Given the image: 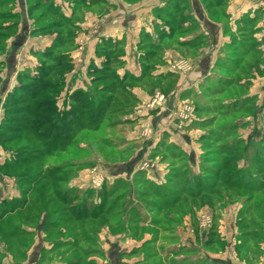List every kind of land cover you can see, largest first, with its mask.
<instances>
[{"label": "rangeland", "instance_id": "1", "mask_svg": "<svg viewBox=\"0 0 264 264\" xmlns=\"http://www.w3.org/2000/svg\"><path fill=\"white\" fill-rule=\"evenodd\" d=\"M1 1L0 15L21 6V0L14 6L13 0ZM173 1L163 11L170 16L181 7ZM257 1L255 16L264 24V0ZM27 2L29 12L30 3L38 5L32 27L44 30L29 34L21 26L17 34L0 35V90L5 80L16 79L11 90L19 84L14 65L28 73L27 83L41 80V64L62 58L72 66L49 102L57 107H39L29 120L18 118L23 110L7 112L9 92H0V172L14 178L25 172L28 178L17 185L0 174V187L9 189L0 195L6 199L0 207V264H13L12 257L22 264H264V78L257 86L251 76H264L261 55L249 56L238 70L217 68L209 83L182 90L188 89L183 96L189 100L174 102L172 83L118 74L124 50L110 36L96 35L109 26L111 0H72L73 21L49 0ZM205 3L218 16L230 1ZM24 19L0 24L21 25ZM241 20L238 29H253L249 16ZM58 34L62 42L56 44ZM107 59L99 73L107 79L98 85L114 86L115 96L101 111L90 71ZM82 70L86 77L82 73L77 84L69 76ZM77 89L91 93L89 109L74 106ZM169 124L178 127L162 128ZM4 160L13 167H4ZM158 172L163 178L155 177ZM29 177L39 180L33 191L26 188ZM18 190L21 198L14 196Z\"/></svg>", "mask_w": 264, "mask_h": 264}, {"label": "crops", "instance_id": "2", "mask_svg": "<svg viewBox=\"0 0 264 264\" xmlns=\"http://www.w3.org/2000/svg\"><path fill=\"white\" fill-rule=\"evenodd\" d=\"M3 1L5 0L1 2ZM15 1L18 0H13L12 6L16 5ZM119 1L111 0L114 8L109 10L108 15H106L109 18V26L102 31L103 33L98 31L96 35H108L109 38L123 48L124 56L121 66L117 70L118 74L121 76L131 74L130 76L138 78L136 82H143L148 78L170 82L174 85L171 93L176 92L174 98H172L174 102H182L183 99L180 96L188 98L183 96L188 89L182 91L187 86L191 89L194 84H200L202 81L209 83L219 67L223 68V71L230 68L238 70L248 63L249 56L253 54H260V61L264 62V24L255 16L258 6L254 4L258 2L257 0H228L230 1L229 4H223L227 6L225 14L218 16L208 12V7L205 5L206 0H185L187 2L183 1L181 3L178 2L180 0L173 1L174 3L172 2L171 5L180 4L181 6L179 9L177 8L176 12H173L175 16L163 12L170 4L169 0H137L133 2L125 0L122 3ZM49 3H53L55 7H60L61 12L72 18V20L75 19V7L73 6L72 11L71 6L72 0H49ZM32 4L34 3H30V5ZM26 5L29 6L27 0H21V8L15 7V10L11 12L14 14L19 13L17 18H20V16L23 19L25 18L24 23L17 24L11 35L17 34L21 30V26L23 32L26 31L29 34H33V31L38 29V27H32V14ZM22 7L24 12L21 14ZM66 11L70 12L67 13ZM247 16L250 17L249 22L253 29H238V25L244 24L241 19ZM26 19L30 21L29 27H27ZM84 24L80 23L81 26ZM83 29L86 30L87 27L84 26ZM91 30L89 29L88 32ZM88 51L91 55L94 51V42L93 48L91 42V48ZM156 53H158L157 56ZM148 54L151 55V59H155V57H160V59L149 61L146 58ZM152 64H155L153 71L147 73L146 67ZM261 66L264 68V63ZM15 67L16 65L12 70L13 74L18 75V70L15 71ZM82 73L86 77L84 70L78 72L77 75L73 73L69 77L73 79L76 77V83L79 84L78 82H83ZM255 73L256 75H251L252 80L259 86L264 76L259 77L258 72ZM223 74L221 73L222 78L223 76L227 79L234 78ZM78 76L81 78L79 81ZM242 81H246V79ZM13 84L5 80L4 88L2 87L3 90H0V92H10V88L16 85ZM133 91L138 96H142L141 91ZM255 94H257V91H255ZM186 100H189V98ZM147 118L149 119V117ZM170 126V124L168 127L164 125L162 128L171 130L169 129ZM172 126L174 130L178 127L176 125ZM173 129L171 132L174 131ZM157 130L160 131V129ZM5 162L4 160L2 164L4 165ZM0 174L2 180L3 177L7 176L15 179L18 185L17 178L10 177L3 172H0ZM146 174L151 176L149 172H146ZM154 175L160 179L163 178L164 174L158 172ZM26 188L29 189V187ZM7 190L9 191V189L0 187V195L7 194ZM14 196L21 198L22 195L19 191ZM5 200L3 197L0 199V207L4 205ZM11 261L13 264H22L20 261H14L13 257ZM2 263L5 264V260Z\"/></svg>", "mask_w": 264, "mask_h": 264}, {"label": "trees", "instance_id": "3", "mask_svg": "<svg viewBox=\"0 0 264 264\" xmlns=\"http://www.w3.org/2000/svg\"><path fill=\"white\" fill-rule=\"evenodd\" d=\"M37 3H34L32 5H30V13L37 7ZM50 6L52 7V4H50ZM11 14V15H9ZM63 15V14H62ZM66 19H68L69 21H73L72 18H69L68 16L66 15H63ZM17 18L18 17V14H14V13H2L0 15V21H3L5 20L6 18ZM18 22L17 21H14L13 23H11L10 25H7L5 26L4 24L1 25L0 24V35H11L15 30L16 26H17ZM55 24H58V23H55ZM43 27V26H41ZM41 27H38L39 30H44L43 28ZM107 42H110L111 39H105ZM55 42L56 44H59L62 42V36H60L58 34V36L55 38ZM121 50H123L122 47H120ZM45 55L49 54V51H45ZM48 52V53H47ZM66 57V56H65ZM108 59L102 63V67H99V66H95L94 69L92 71H90V74H95L94 77H93V82L96 83L97 85L96 86V94L97 96L99 97V105H100V110L101 111H104L105 109L103 108H106V102L107 101H113L114 99V96H115V92H114V86L110 85V84H103L101 85H98V83H100V81L104 80V79H107V78H104L103 75H99L100 71L102 70L101 68H106L108 65ZM44 66H46V70L44 72V74L41 76V80L39 78L38 81H33L31 83H27L24 79L25 76H27L26 74L28 73H18L17 75V79H18V82L19 84L16 86V88L12 89L8 94H9V97L7 98V102H8V107H6L7 109V112L10 110V109H13V111H18V110H23V113H24V117H18V116H21V115H15V117L17 116L18 118H27L29 120V115L30 113H34V112H37L39 110V107H40V110H46V111H50L52 109H55L57 106L54 105V103H49L50 101L52 102L53 100H56L55 99V96L57 95V90L58 89H61V86L63 85V76L65 75V73L67 72L66 70H70L71 66H72V63H71V60H67L66 59H59V60H56L52 63H49V64H41L40 65V69L43 68ZM66 71V72H64ZM92 72V73H91ZM54 74L51 75V74ZM105 76V75H104ZM129 76V75H127ZM127 76H124L123 78L127 77ZM105 77H108V76H105ZM132 77V76H131ZM51 78V79H49ZM119 78V77H118ZM138 80L137 77H132V81H136ZM122 85V84H121ZM42 93V94H41ZM94 93V92H93ZM107 93V94H105ZM47 94V98L46 99H42L40 100V103L39 105H37V102L39 101L38 98L42 95H45ZM91 95V93L87 92V90H82V89H77L74 91V93L72 94V99L74 101V106L76 108H83V107H86L89 109L90 107V101H89V96ZM11 97H14L15 99H11ZM15 100V101H14ZM44 100V101H43ZM44 103H47L49 104V108L46 107V108H43L44 106ZM6 119H9L8 117H6ZM45 120H43L40 124H43V122H45ZM29 122V121H28ZM47 122V121H46ZM100 123L102 122H99V126H100ZM28 125V124H27ZM98 126V125H97ZM95 127L97 129H99V126L98 127ZM11 164H14V163H10V162H5L4 164V167H13V165ZM23 167L20 166L18 167L16 170L14 171H19V169ZM24 174L21 175L20 177H17V180L20 184H23L22 183V180L21 179H24V181H27L28 182V178H27V174H25V172H23ZM13 174V172H12ZM30 175H32L30 173ZM21 180V182H20ZM29 183L32 182V179H30L29 177ZM38 178L35 179L32 184H28L26 183V187H32L30 189H27V190H32L33 191V187H35L34 185L38 182ZM35 182V183H34ZM25 185V184H23ZM51 185V184H50ZM31 191V192H32ZM48 192V190H47ZM58 192V189L57 191ZM19 200V199H18ZM20 202V201H18ZM21 202L25 203L26 201L24 200H21ZM2 214V213H1ZM0 214V215H1Z\"/></svg>", "mask_w": 264, "mask_h": 264}, {"label": "built area", "instance_id": "4", "mask_svg": "<svg viewBox=\"0 0 264 264\" xmlns=\"http://www.w3.org/2000/svg\"><path fill=\"white\" fill-rule=\"evenodd\" d=\"M162 98H163V95L160 97V100H162Z\"/></svg>", "mask_w": 264, "mask_h": 264}]
</instances>
